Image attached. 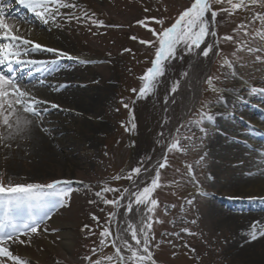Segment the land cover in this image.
<instances>
[{"label":"rangeland","instance_id":"1","mask_svg":"<svg viewBox=\"0 0 264 264\" xmlns=\"http://www.w3.org/2000/svg\"><path fill=\"white\" fill-rule=\"evenodd\" d=\"M76 2L89 14L95 13L93 18L104 21L106 27H96L87 22L78 24L73 21L66 23L65 29L62 30V39L79 50H85L93 61L87 68L78 71L81 77L86 79L84 81L87 84L81 89L83 97L86 98L85 96L89 94L96 107L88 111L86 117L75 119L69 126L75 131L68 138L69 142L76 144L77 147L76 153L70 156L74 164L70 165L67 162L61 150H57L58 157L44 156L46 147L30 139L18 137L11 142L10 149L0 146V174H3L5 181L10 179L14 183L40 184L53 180L71 182L60 186L70 187L72 192L70 197L66 198V206L57 208L52 214V219L47 222L48 231L32 235L30 243L12 246L14 254L26 259L29 264H88L83 257L92 255L93 247L99 251L92 255V259L113 254L114 250L110 245L100 247L99 233L103 227L108 226L107 213L114 209L104 205L95 196V192L100 191L104 182L110 187H130L127 179L113 180L112 177L125 175L131 168L136 167L142 158L151 157L152 160L160 153L162 144L157 143V134L162 130L161 124L167 120V129L173 131L181 118L184 104L185 94L181 93V87L185 77L182 78V74L188 72L192 55H184L183 59L173 61L155 93L146 99H137L130 90L139 88L138 77L151 66L150 59L153 53L151 48L141 45L138 40L154 37L136 21L146 16L157 18L162 16L165 19L164 26H168L180 11L190 6L192 0H76ZM144 8L150 11L145 12ZM260 11L264 9L255 5L247 10H238L231 16L227 13H218L217 39L224 35L242 38V33L234 34L233 28L242 21L247 23L253 12ZM149 26L160 28V25L154 23H150ZM260 26L259 22L253 25L256 28ZM131 36L138 39L132 40ZM212 40L210 37L209 42ZM256 43H260L259 38L256 39ZM124 48H130L132 51L123 52ZM218 50L221 56L213 55L211 58L210 55L209 58H204L208 62L207 69L204 76L197 80L198 104L195 112L189 117L191 118L189 121L197 119L196 111L200 104L210 103L213 105L211 114L214 116V123H205L206 134L201 133L195 126L190 130L180 129L178 135L181 137V146H188L190 143L183 139L186 135L193 136L191 143L194 146L187 147L185 152L173 151L168 154L169 167L162 170V183L165 186L155 193L159 201L155 217L164 222L154 224L153 232L156 241H165L159 248L153 247L157 264H264L263 252L261 253L259 249L251 252L252 256L240 254L242 241L238 240L234 244L235 237L229 228L212 225V221L205 216V204L196 200L201 188L211 190L210 186L203 187V184H214L213 186L217 187L226 179L224 167L223 176L209 178L211 175L208 174L207 166H213V162L206 156L202 161L198 159L201 157L199 149L207 146L208 135L212 129L218 131L217 137H220L219 132L224 128L228 131V136L237 138L236 143L245 148L259 146L260 149H264L261 138L247 135L250 129L262 133L260 127L264 126V118L256 114L251 117L246 115V110L251 109L264 114V103L260 102L259 97L262 96L259 89L264 88L262 68L264 63L255 60L256 54L239 52L241 59L234 64L236 76L225 78L224 73L229 70L220 67L222 57L233 59L235 45L220 40ZM208 75L220 77L219 81L214 83L225 90L222 95L226 103H218V94L209 90L204 83ZM177 80L180 81V86L169 96L168 103L165 104V97L172 83ZM253 87L257 89L255 94H251ZM121 100L129 104L135 117L134 131H125L122 127V123L126 125L129 123L130 117L129 109L123 107ZM231 127L237 131L230 130ZM213 134L215 136L214 132ZM165 135H168L167 131ZM48 144L50 146L51 143ZM197 161L200 163L197 164ZM222 163L224 165L220 159L218 164L223 166ZM189 164L193 167L198 186L189 182L187 176ZM173 181L175 183H170ZM113 195L106 194L109 199L113 198ZM189 199L193 200L191 205L187 203ZM89 201L95 203L90 204ZM93 214L99 217V221L92 219ZM193 220L195 223H192ZM84 225H88L90 230L84 229ZM182 228H187L194 235L181 232ZM112 231H116L115 222ZM172 232L180 235L178 237L162 235ZM169 240L172 241L171 244L167 243Z\"/></svg>","mask_w":264,"mask_h":264},{"label":"snow or ice","instance_id":"2","mask_svg":"<svg viewBox=\"0 0 264 264\" xmlns=\"http://www.w3.org/2000/svg\"><path fill=\"white\" fill-rule=\"evenodd\" d=\"M13 3L22 6L45 25L58 24L61 21L63 23L75 21L78 24L87 22L96 27H106L104 21L94 19L95 13L89 14L80 7L76 0H0V129H3L0 131V146L8 149L12 147L11 142L18 137L29 139L34 126H39L44 132L49 131L43 127V119L49 114L50 109H58L59 105L41 98L34 89L39 87L60 91L67 87L66 84L49 83L46 78L60 70L59 60L61 58L78 59L60 48L50 47L26 38L23 35L25 30L21 25L28 21L25 17L11 14L9 9ZM255 5L264 9V0H192L190 6L180 11L168 26H164L165 19L162 16L160 18L146 16L144 19L137 20L136 23L146 28L154 37V39L147 40L139 39L138 42L151 48L153 53L150 59L151 66L147 67L138 77L139 88H133L130 91L136 95L137 99H146L155 93L168 66L176 59H183L184 55L192 54L198 58H209L210 53L221 56L218 50L220 40L233 43L236 49L232 53L233 59L230 60L227 56L222 57L220 67H226L229 70L224 73L225 78L236 76L234 64L241 59L239 52L246 51L248 54H256L255 60L264 63V55L258 54L264 53V11L253 12L247 23L242 21L233 28V33H242V38L237 39L234 35H224L217 39L218 13H227L231 16L238 10H247ZM65 9L68 11H62ZM144 11L148 12L150 9L144 8ZM10 20H15L16 23H10ZM257 22L261 26L253 27ZM150 23L160 25V28L150 27ZM107 27H122V25H107ZM28 31L31 32L32 29L29 28ZM210 37L213 38L212 42H209ZM257 38H259V44L256 43ZM130 39L137 40L138 38L131 36ZM122 51L131 52L132 50L124 48ZM33 53H51L54 58L51 60L31 58ZM79 62L92 63L88 60ZM14 66H21V69L18 70ZM186 76L188 73L184 72L182 78ZM219 79V76L208 75L204 83L207 84L209 90L218 94V103H226L222 95L225 90L214 83ZM179 86V80L172 83L165 97V104ZM256 92L257 89L253 87L251 94ZM259 92L264 94V88L259 89ZM121 103L124 108L129 109L130 117L129 123L127 125L122 123V127L125 131H134L136 124L132 110L128 103H124L123 100ZM212 107L210 103H201L196 111L198 118L189 121L187 125L181 124L176 128L175 133L167 129V120L162 122V130L157 134V143L162 144L160 158L155 162L151 160V157L142 158L138 165L131 168L125 175L112 177L113 180L127 179L130 187L123 189L110 187L107 182H104L100 191L95 192V196L104 205L114 209L107 213L106 224L108 226L103 227L99 233L100 247L105 248L110 245L114 251L112 255H101L92 259V255H96L99 251L98 248L93 247L92 255H85L84 261L88 264H157L153 247L159 248L165 242L156 241L153 232L154 224L164 222L155 217L156 209L159 207L155 193L165 186L162 183V170L169 167L168 154L170 152H185L187 147L194 146L191 143L192 135L184 136L183 139L190 143L188 146H181V137L178 135L181 128L190 130L192 126H195L201 133L206 134L205 123H214V116L211 114ZM166 131L168 135H165ZM203 159L204 157L201 156L200 161ZM200 161L196 163L199 164ZM261 174L264 175V173ZM248 175H253V173L249 172ZM187 176L189 182L198 186L199 182L195 178L191 164L187 165ZM142 177L150 179H142ZM70 183V181L61 180H53L46 184L14 183L10 179L5 181L3 174H0V264H29L26 259L14 254L12 246L30 243L32 235L48 231L47 222L52 219V214L57 208L66 206V198L70 197L72 192L70 187L60 186ZM107 193H113V198H107ZM249 199H259L261 203H264V197H249ZM89 203H95V201H89ZM187 203L191 205L193 200L189 199ZM118 213H122L123 219ZM92 219L99 221V217L94 214ZM114 222L115 232L112 231ZM192 223H195V220ZM84 229H89V226L84 225ZM181 232L194 235L187 228H182ZM162 235L178 237L180 233L172 232ZM248 236L250 241L264 238V222L254 221ZM167 243L171 244L172 241L169 240ZM191 250L195 251V249Z\"/></svg>","mask_w":264,"mask_h":264},{"label":"bare ground","instance_id":"3","mask_svg":"<svg viewBox=\"0 0 264 264\" xmlns=\"http://www.w3.org/2000/svg\"><path fill=\"white\" fill-rule=\"evenodd\" d=\"M9 11L13 16H22L27 19L28 22L21 25L25 30L23 35L26 38L50 47L60 48L70 53L73 57L78 58L73 60L61 58L59 60L60 70L46 78L49 83L56 85L66 84L67 87L60 91H54L51 88L34 89L41 98L59 105V108L50 109L49 114L43 119V127L49 129V131L44 132L39 126H34L29 138L46 147L43 153L44 156H49V158L58 157L57 150H61L63 156L67 158V162L72 165L74 163L70 156L76 153L77 147L76 144L70 143L68 140L71 134L75 132L69 126L75 119L86 117L85 114L96 107L94 100L90 99L91 96L89 94L85 96L86 98L83 97L84 93L81 89L87 84L84 81L86 79L81 77L78 72L89 65V63L84 64L79 61H91V59L87 56L88 54L85 50H79L72 46L70 42L62 39V30L65 29L66 23L61 21L58 24L50 23L45 25L32 13L15 3H13ZM10 23H16V21H11ZM29 28L32 29L31 32L28 31ZM48 32L49 34H47ZM213 55L211 53V58ZM31 58L51 60L54 57L51 53H45L42 56L34 53ZM207 63L203 57L198 58L195 54H192L190 68L187 72L188 76L184 78L181 87V93L185 94L181 111L184 118L189 116L197 106L199 93L197 80H199V77L204 76ZM262 100L264 101V98ZM250 112V110L247 111L248 116H250ZM230 130L237 131L232 127ZM227 132L223 128L219 132L220 137H217L218 131L212 129V132L208 135L207 146L199 149L200 156L204 158L206 156L213 162V166H207L208 174L211 175V178L219 175L223 176V171L226 170L224 177L226 179L220 185L216 183V185H219L217 187L213 186L214 184H203V187L210 186L209 189L211 190L208 191L207 188H201L197 193L198 197L196 200L205 204V216L212 221V225L229 228L233 237H235L234 244L238 240L242 241L241 244L243 245L240 248L238 247L240 254L248 256L251 255V252L259 249L261 253L263 252L264 257V238L250 241L248 236L254 221L264 222V212H261L264 211V203H261L259 199H249V197H264V175L261 174L264 173V155L261 159L263 162H259L255 152H251L243 145L237 144V138L231 135L228 136ZM251 134L256 136L255 133ZM49 142L51 143L50 146ZM161 153L158 154L153 162L160 158ZM220 159L224 162V165L223 163L221 164L223 166L219 165ZM222 167L225 169L223 170ZM249 172L253 173V175H248ZM145 178L147 177H142V179ZM118 215L123 219L122 213H118ZM233 243L232 245H234Z\"/></svg>","mask_w":264,"mask_h":264}]
</instances>
